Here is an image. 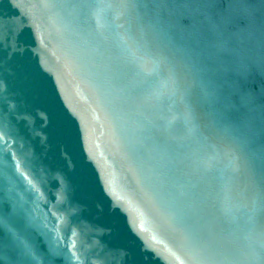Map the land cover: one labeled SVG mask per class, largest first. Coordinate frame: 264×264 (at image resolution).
Segmentation results:
<instances>
[{
	"label": "water",
	"instance_id": "1",
	"mask_svg": "<svg viewBox=\"0 0 264 264\" xmlns=\"http://www.w3.org/2000/svg\"><path fill=\"white\" fill-rule=\"evenodd\" d=\"M4 126L51 264H253L264 0H0Z\"/></svg>",
	"mask_w": 264,
	"mask_h": 264
},
{
	"label": "snow or ice",
	"instance_id": "2",
	"mask_svg": "<svg viewBox=\"0 0 264 264\" xmlns=\"http://www.w3.org/2000/svg\"><path fill=\"white\" fill-rule=\"evenodd\" d=\"M10 135L14 134L9 126L0 128V139ZM22 163L15 154L9 157L5 151L0 155V192L6 193L0 196V261L14 257L13 264H51V258L59 255L58 250L50 246L48 252L40 251L29 233L32 221L27 200L18 191L19 178L28 181L29 191H35L36 186L22 171ZM249 256L253 264H264V243L250 250Z\"/></svg>",
	"mask_w": 264,
	"mask_h": 264
}]
</instances>
